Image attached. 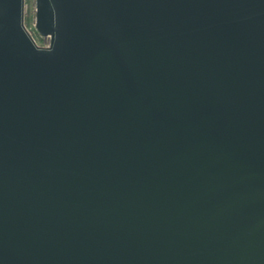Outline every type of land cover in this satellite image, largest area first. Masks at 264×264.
Here are the masks:
<instances>
[{
    "label": "water",
    "instance_id": "1",
    "mask_svg": "<svg viewBox=\"0 0 264 264\" xmlns=\"http://www.w3.org/2000/svg\"><path fill=\"white\" fill-rule=\"evenodd\" d=\"M0 0V264H264V0Z\"/></svg>",
    "mask_w": 264,
    "mask_h": 264
},
{
    "label": "built area",
    "instance_id": "2",
    "mask_svg": "<svg viewBox=\"0 0 264 264\" xmlns=\"http://www.w3.org/2000/svg\"><path fill=\"white\" fill-rule=\"evenodd\" d=\"M36 0H24V26L28 33L34 39V42L39 47H49L51 45L50 36H42L36 30ZM30 12V15L33 17V24L29 25L27 22V17Z\"/></svg>",
    "mask_w": 264,
    "mask_h": 264
},
{
    "label": "rangeland",
    "instance_id": "3",
    "mask_svg": "<svg viewBox=\"0 0 264 264\" xmlns=\"http://www.w3.org/2000/svg\"><path fill=\"white\" fill-rule=\"evenodd\" d=\"M27 22H28L29 25L33 24L32 23L33 22V17L30 15V12H29L28 17H27Z\"/></svg>",
    "mask_w": 264,
    "mask_h": 264
}]
</instances>
